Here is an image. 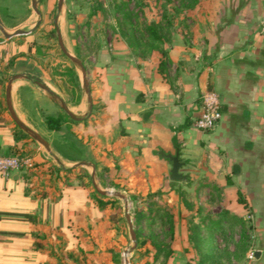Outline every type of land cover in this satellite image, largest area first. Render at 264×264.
I'll list each match as a JSON object with an SVG mask.
<instances>
[{
	"label": "crops",
	"instance_id": "crops-1",
	"mask_svg": "<svg viewBox=\"0 0 264 264\" xmlns=\"http://www.w3.org/2000/svg\"><path fill=\"white\" fill-rule=\"evenodd\" d=\"M6 1L13 0H0V5ZM168 17L170 25L162 43L151 45L148 39L142 41L131 30L122 29L112 46L100 45L97 49L95 85L101 108L92 138L98 160L116 161L120 173L117 180L128 185L136 198L149 194L146 212L150 217L164 216L169 230L181 215L184 245L192 246L189 229H194V242L199 245L194 249L197 261L264 264V0H210L206 5L199 0L193 12L179 16L176 23L171 24ZM160 59L164 60L162 71L158 68ZM29 83L24 78L11 83L15 114L49 146L53 141L62 143L37 108L33 111L25 107L26 88L44 99L41 90ZM1 86L0 78V154L10 153L9 148L16 146L26 152L21 156L29 163L12 170L9 177H0V264H29L27 259L33 264H56L52 245L59 239L63 246L70 243L65 235L74 228L72 221L80 219L81 224L75 221L74 225L88 228L90 215L97 211L102 219L101 213L90 202L88 190L75 185L63 187L61 197L54 202L40 201L33 188L25 190L24 171L34 161L47 158L37 152L38 147L32 150L24 138L15 139L16 128L3 110ZM205 90L218 95L222 113L208 132L193 125L201 112L200 94ZM90 93L93 96L92 90ZM64 139L73 141L71 137ZM82 141L86 144L90 140L84 134ZM162 154L177 155L181 163L178 172L184 180L168 178L171 161ZM66 155L64 160L70 164L63 168H72L79 158ZM193 160L209 161L193 176L195 183L190 188L187 185L192 178L181 170ZM98 164H94L95 177ZM234 164L238 166L236 174L232 172ZM214 166L222 169L225 187L220 190L213 184L217 183L214 174L208 172ZM228 168L230 173L226 172ZM222 191L229 197L222 201L219 211L209 215L202 212L200 193L219 202ZM237 195L254 215L247 244L245 203L238 202ZM234 225L239 231L232 247L218 248L216 238L222 236L226 241V233ZM249 251L253 252L251 258L247 257ZM176 255L160 257L167 260L166 264H180L183 257Z\"/></svg>",
	"mask_w": 264,
	"mask_h": 264
},
{
	"label": "rangeland",
	"instance_id": "rangeland-1",
	"mask_svg": "<svg viewBox=\"0 0 264 264\" xmlns=\"http://www.w3.org/2000/svg\"><path fill=\"white\" fill-rule=\"evenodd\" d=\"M201 1L203 5L210 2V0ZM190 3L191 0H63L60 10L57 11V0H38L37 8L41 15L39 24L30 33L14 36L0 44L2 46L0 47L2 100L7 77L21 72L31 74L33 78L42 81L66 102L71 112L77 116H83L87 112V102L81 88L80 72L62 54L57 45L55 26L53 24V19L57 16L56 25L64 47L70 54L82 61L86 70L88 84L93 93V96L91 95V111L85 122H72L48 98L47 94L30 80L29 84L39 91L41 90L44 99H39L33 90L26 88L23 90L25 94V107L33 111L34 108H37L42 119H44L45 115H51L60 119L61 130L57 135L62 138V143L57 145L53 141L51 143L52 147H50L64 167L70 164V162L64 160V157L67 156L66 154H76L77 158H79L77 161L83 160L84 157L89 158L90 160L88 161L91 163L97 161L99 164L97 165L95 180L99 188L118 191L127 198V210L135 234V247L126 254L128 264H144V262H147L146 260H148L147 264H166L167 260L163 261L160 256L165 255L172 258L174 254H181L183 257L180 264H198L199 261H197L194 248L190 244H183L184 225L180 221L181 215L176 216L177 218L175 219L173 218V230L168 229V223L164 216L157 215L150 217L145 210L150 198H131L132 195L135 197L136 194L131 191L128 185L126 186L118 181L120 173L118 172L119 165L116 164V161H99L96 148L91 147L94 145L92 143L94 141L92 135L97 128L95 126L96 115L101 108V102L96 95L95 85L96 78L98 77L96 53L100 45L112 46L113 41L118 36L119 30L122 29L125 31L131 30L132 34H136L142 41L149 40L146 30L149 24L160 23L164 27V17L166 15L171 17V24L176 23L179 16L193 12V8L198 4V2L194 5H190ZM0 8L2 9L0 18L7 31L15 29L27 30L37 20L30 0L8 1L0 5ZM47 13L48 16H46ZM156 20L159 21L155 22ZM0 40H4L1 33ZM3 110H5L4 104ZM11 124L14 126L13 128H16L12 121ZM71 133L78 141L85 134L90 140L89 146L91 149L89 154L87 151H84V156H82L83 153L79 151L81 148L77 150L70 143L65 142L64 138L66 136L70 137L69 134ZM22 138L30 143L32 150L38 147L39 151L37 152L45 156L52 166L61 169V166L55 162L41 145L33 140L29 141L25 136H22ZM155 161L148 160L149 163ZM207 161L209 160H193V163L188 162L189 165L181 170L183 174L192 178L189 181L190 185H187L188 187L191 188L195 183L193 176L202 172L203 167L208 166ZM211 161L214 164L218 163L216 160ZM82 168L89 175L90 168L85 166ZM208 172L214 174V180H217V183L213 184L218 190L225 187L223 184L225 181L223 175H221L222 169L216 170L214 166ZM226 172L230 173V168ZM167 175L168 173L163 177V181L166 180ZM174 184V186L178 187L185 186L180 183ZM90 192L92 193V191ZM91 193L89 200L94 204L95 202ZM228 197L229 193L222 191L220 196L221 201L216 202L213 197L200 193L198 205L201 207L202 212L208 215L215 214L219 211L222 201H225ZM116 202L117 205L121 206V209L114 215V218L110 219V215H107L105 219H99L100 214L95 211L89 217L90 225L88 228L80 226L82 222L80 219L73 220L72 225L74 228L65 235V238L70 243L63 246V240L59 239L57 244L52 245L51 251L56 256H60V248L64 250V254L74 252L75 254L82 253L83 255L85 253L82 261L84 264H123V251L128 249L132 242L123 215V202L119 198H116ZM190 212L193 213L192 211ZM244 215L245 243L247 244V241L251 240L252 237L254 215L247 210L246 206ZM75 221L80 224L74 225ZM238 231L237 225L232 226L226 233V241H224L222 236L221 238L219 236L216 238V246L223 250L231 248L233 240L238 235ZM150 234L151 236L153 235L154 241L160 242L156 245L157 247L151 245ZM142 240H144V243L141 244ZM158 248L160 250L159 255L154 262H151V255ZM63 256L65 257V255ZM27 263L33 264V260L27 259ZM63 263L72 264L70 260L63 261ZM221 264H226V262L221 260Z\"/></svg>",
	"mask_w": 264,
	"mask_h": 264
},
{
	"label": "trees",
	"instance_id": "trees-1",
	"mask_svg": "<svg viewBox=\"0 0 264 264\" xmlns=\"http://www.w3.org/2000/svg\"><path fill=\"white\" fill-rule=\"evenodd\" d=\"M198 2V0H191L190 5H194ZM48 16V13L47 15ZM165 25L164 27L160 23H154L149 24L146 28L148 36H149V43L151 45H157L159 43H162L163 40L166 38V33L168 30V27L170 25L169 17L166 15L164 17ZM47 22V21H46ZM164 60L160 59L158 63L159 71H162ZM69 118V117H68ZM69 120H71L69 118ZM86 118L80 121L71 120L74 123H83L85 122ZM44 121L46 126L51 129L59 132L61 130V121L58 117H53L51 115H45ZM15 139L22 138V136L27 137V139L31 140L26 134H24L22 131L18 130L16 127V133H15ZM71 138H73V141L70 143L75 149H80V153H83L84 151H87V148L90 147V142L83 143V137L78 141L77 138L71 133L69 134ZM66 139L69 138V136L65 137ZM87 138V137H86ZM94 145L91 147L95 148V142L93 141ZM90 147V149H91ZM90 151V150H89ZM9 152L16 155H24L26 152L20 151L16 146H11L9 148ZM98 162L94 161V164L96 166ZM23 181L27 184L25 187V190L28 191L30 188H33L36 191V197L41 201L43 199L55 201L58 198L61 197V189L63 187L68 186H77L83 189L88 190V197H90V191H92L91 195L94 199V206L99 210L101 213V218L105 219V217L110 215V219L114 218V215L118 213L121 209L120 205H117L116 198L109 197L107 195H100L98 194L94 188H91L90 182H89V175L82 167H72V168H55L52 166L48 160H38L34 161L31 166L24 171L22 174ZM44 185H47V187H44ZM48 188V189H47ZM51 189L52 193L49 191ZM147 197H149V194H147ZM131 198L135 199L136 196H131ZM237 201L244 204L246 206V202L242 199V197L238 196ZM113 213V214H111ZM36 214L33 216L34 219L36 218ZM114 220V219H113ZM191 231L190 239L192 240V247L194 249H198L199 245L194 242V229H189ZM151 245L156 246L159 243L154 241L153 237L151 235ZM144 243V240L141 241V244ZM157 247V246H156ZM60 256H56L57 261L56 264H64L63 261L70 260L72 264H84L83 261V254H75L74 252H68L66 254L63 253V249L60 248ZM82 251V250H81ZM158 250L153 253L151 256V262H154V260L158 257L159 253ZM65 255V257L63 256ZM81 258V259H80ZM144 262V264L148 263ZM203 261L199 260L198 264H202Z\"/></svg>",
	"mask_w": 264,
	"mask_h": 264
},
{
	"label": "water",
	"instance_id": "water-1",
	"mask_svg": "<svg viewBox=\"0 0 264 264\" xmlns=\"http://www.w3.org/2000/svg\"><path fill=\"white\" fill-rule=\"evenodd\" d=\"M63 0H57V4H56V9L57 11L60 10L61 8V4H62ZM37 2L38 0H31V7L33 9V11L35 12L36 16H37V20L35 22V24L27 29V30H21V29H15L12 31H7L4 27V24L0 18V33L2 34L4 40H1L0 42H4L14 36L17 35H25L30 33L40 22L41 19V15L40 12L37 8ZM56 19L57 16L54 17L53 19V24L55 26V34H56V41H57V45L60 49V51L62 52V54L69 59V61L79 70L80 72V76H81V88L85 94L86 97V102H87V112L86 114H84L83 116H77L75 115L73 112H71V110L69 109V107L67 106L66 102L55 92H53L46 84H44L42 81H40L37 78H33L30 76H27L23 73H15V74H11L10 76L7 77L6 79V83L4 85V104H5V109L6 112L10 118V120L13 122V124L17 127L18 130L22 131L24 134H26L31 140H33L34 142H36L37 144L41 145L44 150L55 160V162L57 164H59L62 168L64 167L62 162L59 160V158H57V156L51 151V148L48 144V142L36 131L32 130L30 127H28L26 124H24L15 114L12 106H11V99H10V89H11V83L13 80L18 79V78H24L27 80H30L33 84H35L38 88H40L41 90H43L48 98L54 102L71 120H75V121H79L81 119H83L85 116H87L90 111H91V107H92V99H91V93H90V88H89V84H88V80H87V76H86V70L82 64V61L70 54L66 48L63 45L62 42V38L60 35V32L57 28L56 25ZM164 155L166 158H168L171 161V166L169 169V175L168 178L171 180H184V176L182 174H180L178 172L179 167L181 166V163L179 162L177 155H171V154H162ZM89 167L90 168V173H89V177H90V182L92 187L94 188V190L100 194V195H109V196H114L116 198H119L122 200L123 202V215L127 224V228H128V232H129V236H130V240L132 242L131 246L128 249H125L123 251V264H128V260L126 257L127 252H129L130 250H132L135 247V234L132 228V224L130 221V217H129V213L127 210V198L120 192L118 191H114V190H106V189H101L99 188V186L96 183L95 180V167L94 164L89 162V161H85V160H80L75 162L71 167ZM238 171V166L236 164H234L232 166V172L234 174H236Z\"/></svg>",
	"mask_w": 264,
	"mask_h": 264
},
{
	"label": "built area",
	"instance_id": "built-area-1",
	"mask_svg": "<svg viewBox=\"0 0 264 264\" xmlns=\"http://www.w3.org/2000/svg\"><path fill=\"white\" fill-rule=\"evenodd\" d=\"M264 29V25L262 26ZM201 112L194 120L193 125L202 132L211 131L221 119L220 101L218 95L212 90H205L200 94ZM28 159L11 153L0 154V177H9L12 170L28 166ZM252 251L247 257L251 258Z\"/></svg>",
	"mask_w": 264,
	"mask_h": 264
}]
</instances>
